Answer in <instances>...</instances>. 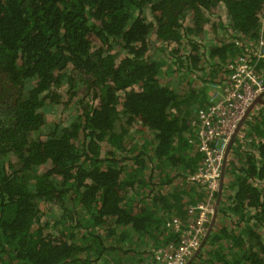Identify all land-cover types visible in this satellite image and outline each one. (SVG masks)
<instances>
[{"label": "trees", "instance_id": "16d2710c", "mask_svg": "<svg viewBox=\"0 0 264 264\" xmlns=\"http://www.w3.org/2000/svg\"><path fill=\"white\" fill-rule=\"evenodd\" d=\"M262 26L264 0H0V264H152L177 244L166 223L207 194L192 121ZM244 125L188 264H264V106Z\"/></svg>", "mask_w": 264, "mask_h": 264}, {"label": "built area", "instance_id": "2783aa9c", "mask_svg": "<svg viewBox=\"0 0 264 264\" xmlns=\"http://www.w3.org/2000/svg\"><path fill=\"white\" fill-rule=\"evenodd\" d=\"M234 43L240 53L226 64L228 77L224 87L215 96L218 98L213 97L209 105L199 109L192 121L193 139L204 159L190 181L205 190L206 200L187 209L189 219L185 223L178 217L166 223L167 229L177 235L178 243L157 249L152 264H187L199 249L216 213L214 193L223 184L227 146L248 107L257 97H264V27L257 39ZM234 140L244 147L250 142L240 130Z\"/></svg>", "mask_w": 264, "mask_h": 264}, {"label": "rangeland", "instance_id": "374dc122", "mask_svg": "<svg viewBox=\"0 0 264 264\" xmlns=\"http://www.w3.org/2000/svg\"><path fill=\"white\" fill-rule=\"evenodd\" d=\"M223 13H224V10H223ZM207 28V27H206ZM219 35H220V33H219ZM205 39L207 40V37H205ZM200 83V81L198 80V81H196L195 80V84L198 86V84ZM182 86H183V84H181ZM172 86H174V87H176V89L178 90V89H180V85H179V83L177 82V80H174L173 82H172ZM217 94H219V91H218V89L216 90V89H214V87L213 88H211L210 89V91H208V95H212V96H216ZM58 110L59 109H61V107H59V108H57ZM60 111V110H59ZM258 111H260V108L259 109H257L254 113H252V115H255V113H257ZM60 113V112H59ZM59 113H57L54 109L53 110H51V114H53V117H54V120L55 121H57V119L61 116V114H59ZM63 115V118H66V114L65 113H63L62 114ZM251 116V115H250ZM67 120V119H66ZM240 131H243V127L242 128H240ZM230 158V157H229ZM39 172H40V169H39ZM224 177H225V182H224V184H223V186L227 189V190H229V191H231L232 189H233V181L235 182V180H231V179H233V178H231L227 173H226V175H224ZM231 180V181H230ZM257 184V183H256ZM224 188V190H223V192H228L226 189ZM50 208V206H48V207H45V211L47 212V214L49 213V211H47V209H49ZM57 210L56 209H54L53 210V212L56 214L57 212H56ZM49 215H47V217H48ZM47 217H45V218H47Z\"/></svg>", "mask_w": 264, "mask_h": 264}, {"label": "water", "instance_id": "95a60500", "mask_svg": "<svg viewBox=\"0 0 264 264\" xmlns=\"http://www.w3.org/2000/svg\"><path fill=\"white\" fill-rule=\"evenodd\" d=\"M257 105H259V106H260V105H263V106H264V97H262V96L257 97V99H256V100H255V101H254V102L248 107V109L246 110L243 119H242L241 122L238 124L237 129H236L234 135L232 136V138H231V140H230V142H229V144H228V146H227V152H226V154H225V155H226V158H227V156H228L227 154H228L229 149H230V146H231V144H232L231 142L234 140L236 134H237L238 131L240 130L241 126L243 125V123H244V121H245V119L248 117V115H249L250 112L253 110V108L256 107ZM226 158H225V160H226ZM225 160H224V162H223V167H222V168H224V169H225V164H226V161H225ZM222 187H223V185L221 184V185H220V190H219V192H218V201H219V198H220V194H221V189H222ZM214 220H215V215H214V217H212V219H211V222H210V224H209V228H208L207 235L204 237V239H203V241H202V243H201L199 249L196 251V253L193 255V257L199 252V250L201 249L202 245L204 244V242H205L207 236H208L209 233H210V229H211V227H212V224H213ZM193 257H192V258H193ZM192 258H191V259H192ZM189 260H190V259H189ZM187 264H188V263H187Z\"/></svg>", "mask_w": 264, "mask_h": 264}, {"label": "crops", "instance_id": "0c3cea01", "mask_svg": "<svg viewBox=\"0 0 264 264\" xmlns=\"http://www.w3.org/2000/svg\"><path fill=\"white\" fill-rule=\"evenodd\" d=\"M212 96V95H211ZM210 97V96H209ZM261 107H263V105H257L256 107H254L253 108V110L250 112V114L248 115V117L245 119V121L246 120H248V119H250V115L252 114V113H254L257 109H261ZM258 113V112H257ZM257 113H255V115L257 114ZM245 121H244V123H245ZM244 123H243V125H244ZM244 127H245V125H244ZM245 132V131H244ZM246 133V132H245ZM246 135H247V133H246ZM247 138H248V136H247ZM231 148L233 149L234 148V151H240V152H246L248 149L247 148H249V147H244V146H241L240 145V143L237 141V140H234V142L232 143V145H231ZM231 153H232V151H231V149L229 150V159H231V158H233V157H231ZM224 182H225V177L223 178V184H224ZM208 228H209V226H208ZM208 228H207V232H208ZM207 235V234H206Z\"/></svg>", "mask_w": 264, "mask_h": 264}, {"label": "clouds", "instance_id": "9594fccd", "mask_svg": "<svg viewBox=\"0 0 264 264\" xmlns=\"http://www.w3.org/2000/svg\"><path fill=\"white\" fill-rule=\"evenodd\" d=\"M223 185V184H222Z\"/></svg>", "mask_w": 264, "mask_h": 264}]
</instances>
